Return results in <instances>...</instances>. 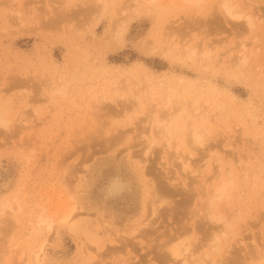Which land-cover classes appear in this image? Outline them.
<instances>
[{"label":"rangeland","instance_id":"374dc122","mask_svg":"<svg viewBox=\"0 0 264 264\" xmlns=\"http://www.w3.org/2000/svg\"><path fill=\"white\" fill-rule=\"evenodd\" d=\"M224 1L144 0L140 8L145 11L137 16L132 11L138 7L130 0H0V109L11 120L10 129L0 127V203L10 199L20 204L19 220H9L0 233L10 241L8 246L31 250L43 240H36L34 216L45 207L52 214L57 202L52 191L65 189L81 172L77 231L61 224L41 264H90L95 259L104 264L131 257L127 264H159L169 234L192 228L188 235L195 245L209 238L205 211L190 210L201 196L189 192L204 178L212 176V184L221 181L231 169L234 175L247 171L250 177L243 184L237 175L230 200L237 213L226 200L220 204L227 222L214 256L217 264H264V0H231L234 13L243 18L228 14ZM259 9L263 18L248 28L244 15ZM115 20L128 21L129 28L125 43H115L111 50L105 36L115 30ZM168 39L177 47L169 46ZM243 40L253 44L246 43L248 61L239 68L228 66ZM204 49L211 57L202 67ZM217 57L223 58L221 64ZM128 77L131 89L125 87ZM168 85L176 88L178 100L193 104L174 126L172 138L183 151L191 150L190 126L181 131L180 123L194 106L216 108L208 115L205 136L207 144L217 143L222 158L219 163L213 155L204 167L205 161L199 163L201 173L188 174V188L179 184L186 172L174 149L154 145L150 162L144 163L149 141L159 140L150 116L157 113L154 106L166 96ZM21 117L33 127L21 125L20 131ZM242 133H249V139H238ZM252 139L262 144L254 142L246 151ZM194 152L196 168L205 150ZM219 164L223 171L218 174ZM155 177L158 185L179 184L178 193L170 197L171 208L165 205L169 209L157 217L155 232L136 238L132 232L140 229L157 199ZM116 180L124 183L120 191L112 188ZM243 186L248 190L243 192ZM122 245L129 248L113 250ZM15 258L7 256L5 264Z\"/></svg>","mask_w":264,"mask_h":264},{"label":"bare ground","instance_id":"6f19581e","mask_svg":"<svg viewBox=\"0 0 264 264\" xmlns=\"http://www.w3.org/2000/svg\"><path fill=\"white\" fill-rule=\"evenodd\" d=\"M130 1H132L133 5L138 7L132 11V14H133V12H135L136 15L137 14L139 15V13H141L142 11H145L143 8H140L141 7L140 4L144 0H130ZM185 1L194 2L196 0H185ZM230 2H231V0H225L224 1V7H225L226 11L228 12V14H230L236 18H243L242 14L234 13L233 6H232L233 4L231 5ZM103 8H105V6ZM102 12H103V9H102ZM128 15H130V13ZM99 16H98L96 23L99 21ZM132 16H135V15H132ZM244 17H245V22H246V25L248 26V28H253L256 25L255 19L256 18H260V19L263 18V14H261V9H259L256 11V14L252 15V14L248 13V14H245ZM124 18H125V16H124ZM132 18L133 17H131V19ZM116 20H115V23L117 24V26L114 25L115 23L114 24L112 23L113 24L112 28L115 29L114 31L111 30L113 33H108L107 36L104 35L106 37L105 39H107L109 41L107 44L109 45L111 50L116 49V47H112L115 43H118V45L121 44V42L125 43V41H124L125 34L128 31L129 22L131 21L130 18L127 19V20H129V22L125 21V20L121 22V20H120V23H119L118 21L116 22ZM19 22H21V16H20ZM22 22H24V19H22ZM93 22H94V20H93ZM114 38H116V42H114V40H115ZM167 41H170L169 46L174 45V48L177 47V46H175L174 41H172L173 42L172 44H171L170 39H168ZM246 43H247V45L249 44L248 42L243 40L242 42L240 41V43L237 44V46L241 50L238 52L237 56L236 55L233 56L235 58L237 57L236 59L234 58L235 60L233 58H231V60L228 61V64H229L228 66L238 67L240 65V63L244 64L248 61L249 53L247 52L248 46L246 45ZM250 44H252V42ZM250 44H249V46H251ZM123 45H125V44H123ZM206 45L209 47V44H205V47H207ZM120 46L121 45H119V47ZM109 47H108V49H109ZM233 48L236 49L237 47L234 46ZM229 51L233 52V49L231 48ZM202 54L204 55V57L203 56H201V57H203V59H205V62H203V64H202V67H204L205 65H208L210 62L211 51L205 50V51H203ZM231 54L233 55V53H230V55ZM232 55H231V57H232ZM216 61H217V64H221V62L223 61V58L217 57ZM59 78L64 79L62 76ZM184 78L180 77L179 79H184ZM61 82H63V80H61ZM62 84L60 85L61 88L63 87ZM131 85H132V79H131V77H128L126 79V82H125V87L128 89H131L132 88ZM58 86H57V89H58ZM165 95L166 96L162 100H160V103L158 102L154 106V109H156V110L153 109V111H156L157 113H152L150 116V121H153V130L155 132L156 137L159 140L154 141V142L149 141L150 145L149 146L147 145L148 147L145 150L146 159H145L144 163L147 164L148 162H150V156L153 155L152 148L154 147V145H164V149L165 150L168 149L169 151L171 149L172 150L174 149L173 153L175 154V157L181 162L180 163L181 167L186 172V174H185L186 177H184L182 179L181 178L178 179L180 181L179 184L182 187L185 186L188 188V183H187V179L189 178V177H187L188 174L189 175L190 174L198 175V173L200 174L201 173L200 168L202 166L204 167V166L208 165L210 162L209 159L213 155L218 156L217 158L219 159V163H220V160L222 158L221 153L218 151V149L216 147L217 143H216V145L215 144L214 145L207 144V139L205 136L206 133H208V131H210L209 128H207V126H206L207 121H208V115L211 114L213 111H215L216 108L214 105H208L206 107L205 104L203 107L204 109L203 108L201 109L198 106H194V108L192 110V115H187L186 121L185 122L183 121L182 123H180L179 129L181 131L184 130L185 124L190 126L189 132L187 133V141L189 142V147H191V150L190 151H186V150L183 151L180 143L178 141H175L172 138L173 134L175 133L174 126L179 121V119L182 117V113H183L185 107L188 104L191 106L193 104H190V102L188 101L187 98H184L183 100H178V98H176V88L173 85H168L166 87ZM198 95H201V94H199V93L197 94V96L193 100V103L197 102L198 97H199ZM174 98H176V99H174ZM1 109H0V127L10 129L11 120L5 115V113ZM26 117L20 118L19 125H18V128L20 129V131H21V125L24 128H32L33 127V125H31V124L28 125L29 119L27 120ZM32 124H34V123H32ZM242 126H244V125L242 124ZM242 126L240 128H242ZM244 128H242V130H244ZM239 129H238V131H239ZM239 132H241V131H239ZM248 134L247 135L245 134L247 136L246 140H247V138L249 139ZM242 135H244V134L242 133ZM245 135L242 137L241 136L239 137V135H238V139L241 138L242 140H244ZM251 135H252V133H251ZM262 135H264V134H262ZM263 137L264 136H262L261 139ZM257 138H255V139H257ZM259 139H260V135H259ZM173 140H174V142H173ZM252 140H251V143L249 142L250 145L248 144L249 147L245 148L246 151L248 149L252 148V147H250L252 143L254 144V142H256V143L259 142V140H257L258 142L254 141V140L252 141ZM149 142H148V144H149ZM234 143H236V142H234ZM229 144L231 145L230 142H229ZM261 144L262 143H260V145ZM263 145H264V143H263ZM203 147L205 150V152L203 154V158L199 161H195V163L199 165V166L197 165V167L195 168L194 167L195 164L193 166V163H194L193 157L195 156L194 151H198L201 149L203 150ZM262 147L263 146H261V148ZM253 148H255V147H253ZM261 148L258 147L257 149L260 150ZM255 150H256V148L253 149V151H255ZM250 151H252V149ZM256 151H258V150H256ZM263 151H264V148L260 154H262ZM203 162H204V165L201 164ZM199 163L202 166H200ZM219 165H218V167H219ZM221 167L222 166L220 165L219 168L221 169ZM219 168H217V169H219ZM222 171L223 170L221 169V171L218 172V174L221 173ZM75 172H77V170ZM246 172L247 171H245V172L242 171L241 174L240 173L237 174L238 177L239 176L242 177L241 179H238L239 180L238 182H240V180H242L241 182L243 184L248 182L247 180H249L248 178L250 176L247 174L248 172L247 173ZM79 173H81V172H78L77 176L75 174V177L73 179L71 178V181H70L71 186L69 184H67L66 188L61 189L59 192L54 193L52 191L50 197L51 198L53 197L54 200H57L56 204L52 208V209H54V212L52 214L47 213L48 209L45 207V208H42L34 216L33 221H34L35 227L37 228V238L36 237L35 238L37 240L40 237H44L42 241H38L36 243L35 248L28 250L26 248L21 247V249L19 250V249H16V247H14L15 245L9 244V246H8V243L10 241H6V239H4V238H6V236L3 235V237L0 238V264H5L6 257L9 255H14V254H16V258L14 259L13 264H41L43 259H44L45 254L47 252V248H48L52 238L56 234L58 227L61 224H65L72 231H77L76 221H77V217L79 216L80 211H81L80 210L81 205H80L78 195H77L78 194L77 183H78L79 178H80ZM226 173H228L227 178H226ZM226 173H223L225 175V178H222V179H221V176L219 177L218 174H217V176L214 175L217 178L219 177L221 180L218 182V180L215 179V181H217L218 184H217V182H215L213 184L209 183L210 179L212 178V176H211L210 179L209 178L202 179V181H200V186L195 187V188L191 187V190L189 192V193L193 192L192 194L194 197L195 196H199V197L201 196L198 199V201L196 202V204H195L196 206L191 208L190 210L193 213L194 212H200V210L205 211V213L203 214V220H204L203 222L204 223L209 222V224L211 226V233L208 236L209 238L204 243H202L201 245H199V244L195 245L194 242H191L190 236L188 235L192 228L191 229L187 228V229L178 230L174 234H169L168 235L169 238L166 239L164 244H163L164 249L161 250L162 248H160V251H162V252L159 253L158 257L162 262H160L159 264H161L163 262H164L163 264H175V263H179V264H203V262H205L206 260H208L209 264H217L218 259L214 256V254H217L222 247L221 242H222V237H223L224 232H225L224 226H225V223L227 222V217L222 213V210H220L219 207H220V204L223 200L227 201L229 207H230V205L233 206L232 202L230 201L231 197L233 199L232 189L238 183V182H236V179L238 177H237V175H234L235 173H233V171L231 169H229L228 172L226 171ZM223 174H221V175H223ZM214 176H213V178H214ZM155 179H156V177H155ZM155 179L153 178V185L152 186L155 189L154 193H155V197H157V199L152 201L150 215L142 223V226L140 227V229L132 232V234L136 238H139L140 235L147 237L150 235V233L153 232L152 230H154V232H155L156 223L158 222L157 217H159V218L161 217L162 210L167 211L169 209L168 207L171 208V206L173 204L170 201V197H172L173 195L178 193L176 186L179 184H176L175 187H171L170 185H168V183L167 184L161 183L160 185H158V183H156L157 179L156 180ZM167 179L171 182L170 178L167 177ZM211 182H213V181H211ZM172 185L174 186V184H172ZM245 186H247V184ZM112 188L116 191L122 190L124 188L123 181L122 180H116L114 182ZM247 188L245 187V189H244V186H243L244 190H242V189H240V190H242L244 192L245 190H248ZM243 192H241V193H243ZM192 200H193V198H192ZM66 201H72V202H70L69 204H63V202H66ZM233 204L236 205V204H238V202L237 201L235 203L233 202ZM19 205L20 204L15 203V202L11 201L10 199L2 201L0 203V233L3 232L5 229L7 230L8 226H9L7 224V222L9 223V220H11L12 222L13 221L16 222V220L17 221L19 220V218L17 217V213L20 210ZM165 205H167V206L169 205V206L167 207ZM236 207H237V205H236ZM231 208L234 209V213H235L236 212L235 208L230 207L229 210H231ZM239 208H237V209L239 210ZM225 209H226V207H224V210ZM232 213H230L231 216L234 215V213L233 214ZM227 215H228V212H227ZM35 235H36V233H35ZM130 237H132V239H133V236H130ZM6 242H8V243H6ZM96 247H97V248H95L96 250L100 249L99 248L100 246L98 244ZM128 248L129 247L127 245L114 246L113 250H115L119 253L120 251L127 250ZM18 250H19V252H18ZM90 251H88V254L91 253ZM4 252H6L5 254H7V255H3ZM131 258H134V257H131ZM131 258H121L118 262H111V263H104V264H127V262H129ZM263 259H264V255L260 257L261 261ZM90 264H100V261L95 259V260H92ZM152 264H158V263H156V261L154 260V262ZM260 264H261V262H260Z\"/></svg>","mask_w":264,"mask_h":264}]
</instances>
